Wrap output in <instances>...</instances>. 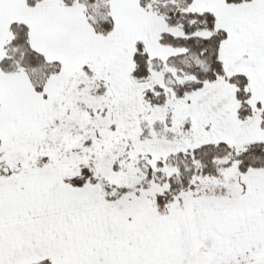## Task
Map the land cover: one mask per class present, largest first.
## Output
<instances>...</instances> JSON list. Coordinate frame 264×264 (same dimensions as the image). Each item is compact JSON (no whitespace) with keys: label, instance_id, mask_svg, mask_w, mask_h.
I'll list each match as a JSON object with an SVG mask.
<instances>
[{"label":"snow or ice","instance_id":"6c2138e0","mask_svg":"<svg viewBox=\"0 0 264 264\" xmlns=\"http://www.w3.org/2000/svg\"><path fill=\"white\" fill-rule=\"evenodd\" d=\"M0 264H264V0H0Z\"/></svg>","mask_w":264,"mask_h":264}]
</instances>
